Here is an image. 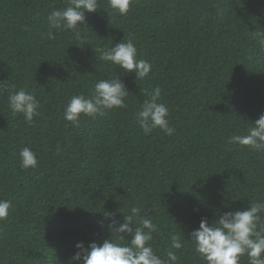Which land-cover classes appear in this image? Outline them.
Masks as SVG:
<instances>
[{
    "label": "trees",
    "instance_id": "trees-1",
    "mask_svg": "<svg viewBox=\"0 0 264 264\" xmlns=\"http://www.w3.org/2000/svg\"><path fill=\"white\" fill-rule=\"evenodd\" d=\"M67 4L0 0V81L40 101L28 123L0 94V199L13 205L0 221V264H68L77 242L110 236L97 224L104 211L123 222L132 206L158 224L157 255L166 258L176 233L179 264H205L187 239L201 218L264 200V153L228 143L264 114V0H133L126 15L99 0L84 26L50 38L46 17ZM122 39L151 72L136 80L117 68L127 108L73 126L63 115L69 99L90 96L115 69L93 49ZM157 86L172 136L145 135L135 120ZM24 146L37 153L34 169L20 167Z\"/></svg>",
    "mask_w": 264,
    "mask_h": 264
},
{
    "label": "clouds",
    "instance_id": "clouds-1",
    "mask_svg": "<svg viewBox=\"0 0 264 264\" xmlns=\"http://www.w3.org/2000/svg\"><path fill=\"white\" fill-rule=\"evenodd\" d=\"M133 0H107V6L114 13L126 15ZM101 9L99 0H68L64 8L52 9L46 17L48 36L53 37V30L77 31L84 26L87 14L98 12ZM92 48V47H91ZM93 49V48H92ZM99 53L100 61L114 65L115 69L107 79H101L94 84L92 94L83 93L73 95L64 107V119L73 126L79 127L82 117L104 115L113 109H126L130 91L125 82L114 73L117 68L121 75L135 73L136 80L143 79L151 72L150 61L138 58V50L131 39L112 46L93 49ZM7 94L8 108L13 115L22 114L25 122H33V118L40 115V101L33 91L20 88L10 91L6 81H0V94ZM162 89L157 86L148 98L139 106L135 113L136 123L145 135L159 128L166 135L172 136L176 129L170 125V111L167 105L161 102ZM229 144L250 149L256 153H264V114L246 127L244 134L232 135L228 138ZM20 167L23 170L34 169L38 166L37 153L29 146L19 151ZM227 207V205H225ZM12 202L0 199V221L9 216ZM129 215H123V222L116 218L115 212H103L104 220L98 221V227L107 229L110 236L97 243L95 240L88 243L77 242L76 251L69 258L68 264H179L177 251L184 247L181 236L170 233V248L166 258L157 255L153 249L154 234L159 226L149 215H141V208L132 206ZM219 218L209 222L202 217L199 227L188 234L205 264H241V258L247 257L248 264H264V200L249 201L247 208L227 211L222 215L218 210ZM182 254V253H181Z\"/></svg>",
    "mask_w": 264,
    "mask_h": 264
}]
</instances>
